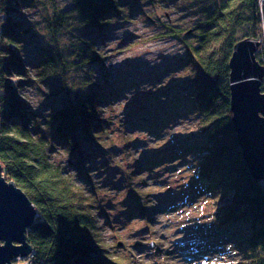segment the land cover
<instances>
[{"label":"rangeland","instance_id":"obj_1","mask_svg":"<svg viewBox=\"0 0 264 264\" xmlns=\"http://www.w3.org/2000/svg\"><path fill=\"white\" fill-rule=\"evenodd\" d=\"M122 1L123 12L95 39L102 62L77 63L42 84L34 68L47 47L58 44L72 62L79 47V39L67 31L53 42L43 18L72 13L74 0L21 11L17 23L35 25L29 30L31 40L18 45L28 71L19 95L31 119L36 117L31 125L48 143L52 111L66 93L109 95L103 107L107 133L92 145L79 141L80 149L91 154L80 166L66 147L49 145L48 153L90 198L93 222L109 257L123 264H251L250 250L238 243L220 249L225 239L215 213L220 204L199 193L201 156L208 142L194 111L195 72L188 48L197 47L212 0ZM245 33L238 32V41ZM188 146L195 148L190 158L181 156Z\"/></svg>","mask_w":264,"mask_h":264},{"label":"trees","instance_id":"obj_2","mask_svg":"<svg viewBox=\"0 0 264 264\" xmlns=\"http://www.w3.org/2000/svg\"><path fill=\"white\" fill-rule=\"evenodd\" d=\"M122 2L74 0L72 13L44 17L45 34L53 42L61 31H67L79 39V47L72 62L64 58L58 44L48 46L34 68L37 80L42 84L50 76L78 66L77 63L86 66L101 63L95 39L102 38L110 29L112 18L123 12ZM47 4L54 5L56 0H0L1 172L25 193L37 213L33 226L26 232L33 251L24 262L123 264L107 255L100 230L93 222L90 198L48 155L49 145L66 147L80 166L91 154L80 149L79 141L92 145L107 133L103 107L105 96L108 100L109 95L66 93L52 111L48 143L44 134L39 135L33 129L31 121L36 117L31 119L32 112L19 95L26 85L28 71L18 45L31 40L29 30H34L35 25L22 28L16 19H20L26 6L28 10L45 9ZM209 7L197 47L188 48L192 61L188 64L193 75L195 72L192 87L198 110L194 111H198L197 118L208 142L203 150L206 154L202 152L201 156L199 178L203 183L198 182L199 193L206 192L208 198L220 204L215 211L220 236H225L219 242L220 249L224 243H238L250 250L251 264H264V182L252 181L242 161L231 124L228 69L232 47L239 40L237 34L244 29L246 33L240 39H262L255 57L264 65V0H212ZM189 147L181 156L190 158V151L195 148Z\"/></svg>","mask_w":264,"mask_h":264},{"label":"water","instance_id":"obj_3","mask_svg":"<svg viewBox=\"0 0 264 264\" xmlns=\"http://www.w3.org/2000/svg\"><path fill=\"white\" fill-rule=\"evenodd\" d=\"M260 42L238 41L228 62L231 124L252 181H264V66L256 60ZM37 217L33 204L0 166V264L24 261L32 253L26 232Z\"/></svg>","mask_w":264,"mask_h":264},{"label":"bare ground","instance_id":"obj_4","mask_svg":"<svg viewBox=\"0 0 264 264\" xmlns=\"http://www.w3.org/2000/svg\"><path fill=\"white\" fill-rule=\"evenodd\" d=\"M249 39V38H248ZM256 54V53H255ZM263 86V85H262ZM261 89H262V91H263V87H261ZM229 106H230V101H229ZM136 126H138V127H140V124L139 123H137V125ZM31 255V254H30Z\"/></svg>","mask_w":264,"mask_h":264},{"label":"built area","instance_id":"obj_5","mask_svg":"<svg viewBox=\"0 0 264 264\" xmlns=\"http://www.w3.org/2000/svg\"><path fill=\"white\" fill-rule=\"evenodd\" d=\"M0 19H2V17H0Z\"/></svg>","mask_w":264,"mask_h":264}]
</instances>
